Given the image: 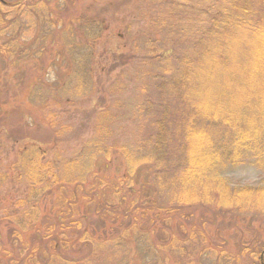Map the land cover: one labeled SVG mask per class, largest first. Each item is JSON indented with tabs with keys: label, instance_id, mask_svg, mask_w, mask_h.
Returning <instances> with one entry per match:
<instances>
[{
	"label": "rangeland",
	"instance_id": "obj_1",
	"mask_svg": "<svg viewBox=\"0 0 264 264\" xmlns=\"http://www.w3.org/2000/svg\"><path fill=\"white\" fill-rule=\"evenodd\" d=\"M36 1L27 3L14 20L4 18L6 24L18 22V26L15 32L5 33L3 37L0 34L1 42L13 41L10 39L18 36L15 40L21 46L19 50H29L28 56L18 54L13 59L8 58L4 49L0 52V141H3L0 173L8 169L16 150L29 144L50 151L58 143L57 149H62L60 154L64 158L72 157L81 140L94 131L96 114L103 110L111 112L103 120L111 131V142L129 145L138 138L144 139L151 132L156 109L153 105L160 97L159 79L155 73L160 74L164 69L141 66L146 49L143 52L132 47L134 38L138 37V46H142L149 37H155L145 30L151 29L139 17L144 9L141 2L43 0L48 9L40 15L34 7ZM110 1L113 8H107ZM90 7L96 8L100 18L107 17H104L107 25L96 48L98 65L87 79L86 75L76 71V62L89 61L87 51L82 48L89 45L92 32L76 24L70 25L66 32L65 28L78 15L89 14ZM160 12L165 13L166 8ZM43 34L48 40L40 55L45 42L41 39ZM238 43L234 42L235 59L241 48ZM172 63V66L177 65ZM258 71L264 73L263 68ZM82 83L85 91L90 92L80 94ZM118 85L123 87L120 93L116 91ZM141 86H145L144 92ZM54 89L60 94L52 93ZM59 97L70 101L58 102ZM152 100L156 103L150 104ZM52 112L56 114L55 125L47 120ZM59 127H66L61 129L63 134L57 132ZM124 159L121 153L113 155L111 160L104 155L97 157L95 177L77 190L76 215H68L64 227L59 221L66 215L59 216L62 202L58 196L62 191L67 201L74 187L60 190L55 186L51 194L41 197L34 205L35 213L31 202L17 206L18 200L26 198L25 188H21L26 186L10 183V178L0 182V264H254L259 261L255 252H261L262 258L264 216L254 208H259L256 204L262 201L258 193L264 186L261 185L264 172L253 164L252 157L221 167L218 176L226 178L225 185L229 189L249 196L240 200L243 201L241 206L253 207L239 210L211 205L207 201L185 202L186 205L178 202L180 212H173L168 224H164L167 216L161 214L151 224L153 230L149 229V236L136 229L125 230L124 216L113 221L96 213L98 204L104 203V197L112 196L114 190L113 186H101L100 181L109 184L122 181L126 169ZM140 182L138 179L132 186L134 192H129L128 188L120 190L121 194H126L127 201L121 208L113 205L111 210L120 213L139 192L143 194ZM217 191L221 204H226L229 190L219 188ZM211 201L213 203V199ZM87 210L90 216L85 214ZM185 213L187 217L183 216ZM77 218L81 219L80 227L68 220ZM165 225L167 230L164 232ZM17 228L19 236L14 234ZM85 237L88 240L82 239ZM261 262H264V256Z\"/></svg>",
	"mask_w": 264,
	"mask_h": 264
},
{
	"label": "trees",
	"instance_id": "obj_2",
	"mask_svg": "<svg viewBox=\"0 0 264 264\" xmlns=\"http://www.w3.org/2000/svg\"><path fill=\"white\" fill-rule=\"evenodd\" d=\"M30 1L0 0L2 37L5 33L15 32L18 26V22L6 24L4 18L14 20ZM124 1L127 3L128 0ZM138 1L144 6L139 17L151 29L145 30L155 37H149L142 46H138V37L134 38L132 47L143 52L146 49L141 66L148 65L159 71L164 69L160 74L155 73L159 79L160 97L158 103L154 100L149 102L156 103L153 105L156 109L150 134L129 145L111 142V131L103 123L111 112L103 110L96 114L94 131L81 140L72 157L64 158L60 154L62 149H57L58 143L50 151L40 145L29 144L17 149L8 171L0 173V182L10 178V183L26 186L21 187L25 188L26 198L18 200L17 206L26 202L34 206L41 197L51 194L55 186L60 190L74 187L67 201L62 191L58 196L62 202L59 216L66 215L59 221L63 227L68 215H76L77 190L95 177L99 155H104L107 160L118 153L125 157L126 169L122 181L112 184L100 181L101 186H113L114 190L112 196L106 195L105 202L96 208L98 215L113 221L118 216H124L122 223L125 230L136 229L140 234L151 235V224L161 214L167 216L164 224H168L175 214L173 212H180L178 202L186 205L185 202L197 204L198 201H207L211 205L239 210L253 207L241 206L243 201L240 200L249 196L229 189L225 185L226 178L218 176V172L221 167L241 163L248 156L264 172V73L258 71L264 69V0ZM109 3L107 8H113L112 2ZM34 7L40 15L48 9L43 0H37ZM162 8H166L165 13L160 12ZM93 10L96 11V8L90 7L89 14L78 15L65 28L66 32L70 25L76 24L92 32L89 45L82 48L87 51L89 61L76 62V71L86 75L87 79V75L98 65L96 48L107 25L106 16L100 18ZM100 13L104 15L103 11ZM127 28L130 29V26ZM50 33H53L52 30ZM17 38L0 41V52L4 49L11 59L18 54L28 56V49L19 50L21 46L15 40ZM41 39L45 42L40 48V55L46 49L48 38L43 34ZM234 42L241 43H238L241 48L236 59L233 57V52H237ZM172 62L177 65L172 66ZM82 85L79 87L80 94L90 92L85 91L84 83ZM121 88L116 86V91L120 93ZM141 90L144 92L145 86H141ZM59 92L52 90V93ZM59 98L58 102L63 101L62 97ZM55 116L54 112L47 116L51 125L56 124ZM63 128L66 127H59L57 132L63 134ZM2 144L3 141H0V153L3 151ZM138 179L143 194L139 192L122 212L112 211L113 205L121 208V204L127 201L126 194H121L120 190L128 188L129 192H134L132 186ZM194 185L199 187L198 190ZM261 185H264V180ZM219 188L229 190L226 204H221ZM258 194H261L262 201L256 204L260 207L254 209L264 216V186ZM34 211L36 213V206ZM88 213L87 210L85 214L90 216ZM183 216L187 217V213ZM68 220L76 222V227L81 226L80 218ZM166 230L165 225L164 232ZM14 234L19 236L18 228L14 229ZM82 239L88 240L87 237ZM255 253L259 261L254 264H263L261 252Z\"/></svg>",
	"mask_w": 264,
	"mask_h": 264
},
{
	"label": "water",
	"instance_id": "obj_3",
	"mask_svg": "<svg viewBox=\"0 0 264 264\" xmlns=\"http://www.w3.org/2000/svg\"><path fill=\"white\" fill-rule=\"evenodd\" d=\"M264 255H262V258H263Z\"/></svg>",
	"mask_w": 264,
	"mask_h": 264
}]
</instances>
